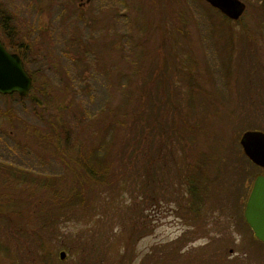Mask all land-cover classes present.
I'll list each match as a JSON object with an SVG mask.
<instances>
[{
    "label": "rangeland",
    "instance_id": "obj_1",
    "mask_svg": "<svg viewBox=\"0 0 264 264\" xmlns=\"http://www.w3.org/2000/svg\"><path fill=\"white\" fill-rule=\"evenodd\" d=\"M240 1L246 8L234 21L210 10L204 0H0V16L8 14L24 32L29 26L36 28L37 43L23 54L27 70L34 73L30 97L19 102L0 96V165L11 166L0 167V213L13 218L7 222L0 214V264H264V244L242 220L250 187L234 204L235 197L227 194L234 189L232 184L228 188L215 179L222 164L211 162L205 168L210 188L207 215L196 223L184 217V192L178 204L173 196L162 195L158 186L146 199L137 185L120 195L101 189L106 203L94 200L89 204L96 206L91 222H75L69 220V210L49 211V206H58L47 200H54L53 190L39 186L37 180V175L68 174L63 161L69 148L60 156L56 142L63 145L66 140L74 146L77 141L91 144L106 138L98 133L104 121L94 124L96 137L90 132L84 136L86 129L92 130L87 122L79 126L82 111L96 115L108 108L111 114L128 98L124 107L135 113L139 88L155 74L158 87L165 83L161 70L168 71L167 87L177 93L171 94V101L176 97L177 102L167 111L177 106L181 112L174 133L169 136L168 129L135 113L124 128L128 129L114 141L108 159L112 172L119 173V160L129 157L144 125L151 138L150 167L164 177L162 182L172 176L176 164L180 171L184 160L195 164L198 149L207 147L213 137H222L224 146L233 149L226 153L232 158L242 152L239 141L244 132H264V1ZM137 12L139 23L148 28L141 39L143 51L133 45L139 41ZM11 40L20 41L15 34ZM125 43L134 47L122 52ZM160 44L164 59L155 52ZM160 64L166 68L155 71ZM125 82L124 91L120 85ZM150 90L146 112L161 100L159 89ZM66 128L68 138L59 135ZM122 142L128 145L122 147ZM239 165L229 161L222 166L231 183L240 175ZM16 167L29 172L21 177ZM141 169L139 165L140 175ZM252 170L254 176L262 172ZM38 202L39 213L58 214L44 232L33 233L36 225L30 223L26 230L19 216ZM241 205V212L234 211L233 206ZM83 215L76 212L78 219ZM39 239L44 242L41 249L36 248Z\"/></svg>",
    "mask_w": 264,
    "mask_h": 264
},
{
    "label": "trees",
    "instance_id": "obj_2",
    "mask_svg": "<svg viewBox=\"0 0 264 264\" xmlns=\"http://www.w3.org/2000/svg\"><path fill=\"white\" fill-rule=\"evenodd\" d=\"M264 1V0H262ZM135 9V6H134ZM139 9V8H137ZM210 10L215 11L213 8ZM137 18L135 19L136 25H137V33L136 37H138L139 41L134 43L136 49L139 51L145 48V44H141V39L145 36L146 31L145 29L146 25L139 23V13H136ZM212 16L213 14L208 13L207 16ZM135 16V15H134ZM0 40L4 47L9 52L17 53L22 58L23 67L25 71L27 72V60L25 59L23 54L24 52L31 51V48L33 49V45L36 43V37L34 36V30L36 28L29 26L28 30L26 32L22 31V29L17 28L16 23L11 21V17L7 14H3V16H0ZM221 24V23H220ZM148 25V23H147ZM220 26V25H219ZM140 28V29H139ZM143 30H142V29ZM157 28H160L157 27ZM213 29V28H212ZM15 34L17 38H19L20 41H16L14 43L11 39L12 36ZM165 33L162 34L164 36ZM11 37V39L9 38ZM152 37V36H151ZM162 38V37H161ZM151 40V38L149 39ZM148 40V41H149ZM159 36L157 37V41H159ZM162 42V41H161ZM164 43V42H163ZM150 44V42H149ZM33 46V47H32ZM134 46H130V44L125 43L122 46V52L128 51L130 48H133ZM130 47V48H129ZM159 52V56L162 57V49L161 44L160 47L155 49V52ZM149 53V51H147ZM152 57V55L147 59L149 62V59ZM163 58V57H162ZM164 59V58H163ZM141 60L136 58V62L139 63ZM147 62H144L146 64ZM159 63V62H158ZM164 64L166 65L165 61ZM164 64L161 67L155 68V71H160V69L166 68ZM158 65V64H157ZM149 66H147L148 68ZM33 72L30 70L28 71V74L32 75ZM165 83L158 85L156 84L158 82L155 81L156 74L154 77L151 78V80L148 79V82L141 86L139 90L137 91L138 100V108H134L136 111L135 113L138 114L137 118H142L140 116H144V118L147 117V121L152 120V123L157 127H160L163 129H168L169 136L173 135L174 129L172 127L177 126L176 121L178 118V114L181 112L179 109H177V106L175 107V110L172 109V111L169 113L167 108L175 104L177 102V93L172 92V90H169L168 85V79L167 75L168 71L165 73L164 71L159 72ZM158 74V72H157ZM34 76L32 78V85L34 88ZM124 82V81H123ZM156 87L160 91L161 100L155 103L154 108L152 107L150 111L145 110L147 107L146 104L148 103V100L152 98L153 90H150L151 87ZM122 90H127L128 85L127 83H122L120 85ZM33 90V89H32ZM176 94V97H173V100L171 101L172 95ZM3 98H17L19 102L23 101V98L18 97L16 94H10V95H0ZM30 94L26 96V98H29ZM156 97V96H155ZM25 99V98H24ZM124 99V98H123ZM127 99V100H126ZM125 102L122 100V106H119L118 108L114 110V112H111V114L108 112V108L104 111L97 113L96 115L89 114L85 111H82L83 113L79 116V126L82 122H87V125L90 130L93 129L94 124H99L100 122H106L103 130H99L98 133L101 131L102 136H105L106 138L100 139L99 142L94 143H86L85 140L83 141H77L74 146H72L71 143L67 145L68 143L63 142L61 143L56 142L54 147L56 148V152L59 153L60 156H64L65 151H68L69 148V156H67V159L63 161V166L67 169L66 176L65 174H55V175H47V176H39L37 175L38 185L42 186L45 184L46 186H50L52 188V196L54 197V200H48V203H56L55 205L58 206H49V211L54 209L57 210L61 207L60 212H63L64 210H69V220L78 222V220H84L87 219L88 223L91 222L93 216L92 213L95 211L96 206H89V204H93L94 200L99 203L101 199V189H106L111 194L115 191V195L118 193L120 195L121 193H126V188H130L134 185H137V189L140 190V192L143 193V196L148 199L150 197L148 192L149 191H155V187H160V192L162 195H167L170 197L173 196L176 203L179 204V194L180 192H184L185 198L183 199L184 202V210L186 211L184 213V217L186 221H191V223H196L197 221H201L202 217L207 215L205 212L206 206L205 201L209 197V182H208V176L206 174L205 168L210 165L211 162L222 164L221 166H218L217 168V174L215 175V179L219 180L220 185H225V187H228L232 184L234 187L233 190L227 191L228 195H231L233 199L234 204L238 205V199L239 196L243 192L246 193V190L249 187L250 181L255 177L253 175V170L255 168H258L254 164H252L248 159H246L244 153L239 151V153H236L234 158H232V154L227 155L226 153L231 152L233 149L226 146H224L225 142L223 141L222 137H213L211 140V143L207 144V147H205L203 150L198 149L199 152L194 160L195 164H185L186 160L182 161V167L180 171V167H178V164L174 166L173 174L170 178H165L161 176L159 173L155 175L152 171V167H150L152 160H149V157L152 155V149L151 148V141L150 139H147L149 137V134L147 132V127L142 126L141 132L137 136V140L134 142V146L132 150L129 151V157H126V159L122 158L119 160L121 163L119 173H113L112 172V164L108 161L110 157L111 150L113 146L116 144L114 141H116L117 134L119 133L122 135V133L125 132L126 129H124L127 126L128 121L135 118V113H132L131 111L126 110L124 107L125 104L128 101V98H126ZM146 99V100H145ZM176 99V100H175ZM120 108V109H119ZM119 109V111H118ZM164 111L166 112V119L163 120ZM116 112V113H115ZM146 114H148L146 116ZM170 115V116H169ZM119 117V118H118ZM184 119V118H183ZM146 123V121H144ZM200 123V122H199ZM197 127H199V124H196ZM194 129V126H190ZM172 130H171V129ZM171 130V131H169ZM129 131V130H128ZM90 132V133H89ZM89 133L91 136L94 135L97 136V133L95 131H88L86 129V132L84 133V136ZM69 136V129H63L60 131L59 135ZM167 134V135H168ZM68 138V137H67ZM209 140V141H210ZM213 140V141H212ZM128 144L122 142V147L127 146ZM184 145V144H183ZM231 149V151L229 150ZM197 152V151H196ZM245 158L246 161H244ZM230 161H238L240 163L239 168L241 166V170L238 171L237 178H234L233 182L229 181V176H223L222 174L223 168H225V165ZM249 164L250 168L252 169H245L243 165ZM2 165V166H1ZM1 169L8 168L11 170V166L9 164H1ZM139 165L141 166V170H144V172L139 174ZM223 166V168H222ZM222 168V169H221ZM20 172V174L28 173L29 171L26 169H21L16 167L14 171ZM137 170V173H136ZM140 170V171H141ZM235 172V170H234ZM17 173V172H16ZM237 171L235 172L236 175ZM155 175V176H153ZM21 176V175H20ZM62 176V177H61ZM22 177V176H21ZM63 177H67L66 180H63ZM241 177V178H240ZM229 178V179H228ZM29 179V177H27ZM224 179L226 180L224 183ZM242 179V180H240ZM231 186V187H232ZM232 187V188H233ZM140 188V189H139ZM227 188V189H228ZM240 188L243 190L240 192ZM55 189V190H54ZM183 190V191H182ZM236 193V195H234ZM237 194H239L237 196ZM243 196V195H242ZM241 196V200H242ZM165 199L166 196H163ZM163 198V199H164ZM29 199V198H27ZM170 199V198H168ZM56 200H61L60 202H57ZM109 199H107L108 201ZM104 203L106 201L103 200ZM45 204V203H44ZM242 204V201H241ZM41 204L38 202V204L33 205V208L30 212L27 214H23L20 217V222L27 225L30 223L35 224L36 226L32 228L33 233L34 232H41L45 231L47 229V225L49 223H54V218L58 214V211L53 212V216H48L47 213L40 212V210H37V207H41ZM181 206V205H180ZM35 207V208H34ZM242 205L241 206H233L234 211L241 212L242 211ZM42 209V207H41ZM221 210V209H220ZM80 212L83 215L81 219H78L76 217V212ZM223 211V208L222 210ZM188 213V214H187ZM4 218H6V221L12 222L13 218L5 213H0ZM188 215V217H186ZM24 216V217H23ZM242 216V215H241ZM65 217V215H64ZM242 220L245 222L244 218L242 217ZM86 223V222H85ZM246 223V222H245ZM191 226H193L191 224ZM249 227V226H248ZM28 230V227L27 229ZM260 242V241H259ZM261 243V242H260ZM44 246L43 239H39L36 241V248H42Z\"/></svg>",
    "mask_w": 264,
    "mask_h": 264
},
{
    "label": "water",
    "instance_id": "obj_3",
    "mask_svg": "<svg viewBox=\"0 0 264 264\" xmlns=\"http://www.w3.org/2000/svg\"><path fill=\"white\" fill-rule=\"evenodd\" d=\"M89 1V0H87ZM230 20H238L245 11L240 0H204ZM32 87V78L23 68L18 54L9 52L0 40V95L16 94L25 98ZM239 144L246 158L255 166L264 168V132L246 131ZM243 217L254 237L264 243V176L255 177L244 206ZM64 252L60 253L63 259Z\"/></svg>",
    "mask_w": 264,
    "mask_h": 264
},
{
    "label": "flooded vegetation",
    "instance_id": "obj_4",
    "mask_svg": "<svg viewBox=\"0 0 264 264\" xmlns=\"http://www.w3.org/2000/svg\"><path fill=\"white\" fill-rule=\"evenodd\" d=\"M259 168V167H258ZM261 169V173L260 174H258V175H256L255 177H257V176H264V168H260ZM255 177H254V179H255ZM254 179H253V181H254ZM252 184H253V182H252ZM252 184L249 186L250 188H249V192H248V196H247V199H248V197H249V194H250V191H251V188H252ZM247 199H246V202H245V205H246V203H247ZM244 205V206H245ZM254 235V234H253ZM262 243V242H261ZM263 244V243H262Z\"/></svg>",
    "mask_w": 264,
    "mask_h": 264
}]
</instances>
